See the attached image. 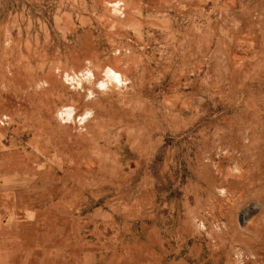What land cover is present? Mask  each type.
I'll return each instance as SVG.
<instances>
[{"label":"rangeland","instance_id":"1","mask_svg":"<svg viewBox=\"0 0 264 264\" xmlns=\"http://www.w3.org/2000/svg\"><path fill=\"white\" fill-rule=\"evenodd\" d=\"M0 264H264V0H0Z\"/></svg>","mask_w":264,"mask_h":264},{"label":"bare ground","instance_id":"2","mask_svg":"<svg viewBox=\"0 0 264 264\" xmlns=\"http://www.w3.org/2000/svg\"><path fill=\"white\" fill-rule=\"evenodd\" d=\"M118 75L119 74L117 72H112V73H110L109 76L113 77V78H118L119 81H120L122 78H120ZM65 112H66L67 115H70L72 113V111H70L69 109H67Z\"/></svg>","mask_w":264,"mask_h":264}]
</instances>
